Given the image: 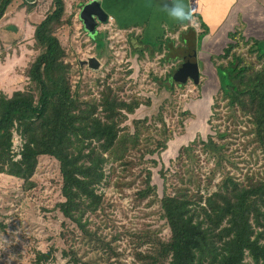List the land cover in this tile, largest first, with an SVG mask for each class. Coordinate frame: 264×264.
<instances>
[{
  "label": "rangeland",
  "instance_id": "1",
  "mask_svg": "<svg viewBox=\"0 0 264 264\" xmlns=\"http://www.w3.org/2000/svg\"><path fill=\"white\" fill-rule=\"evenodd\" d=\"M24 1L14 0L0 20V93L8 96L30 88L27 72L40 53L35 46L34 32L52 4V0H36L34 7L28 10ZM64 1L65 18L71 23L60 27L57 36L65 47L66 60L72 66L73 89L78 90L82 100L89 102L99 103L108 86L127 100L133 96L150 99L152 104L142 105L134 115H129L126 124L133 133L134 121L148 118V125L154 128L156 137L165 123L172 132V139L161 154L147 155L141 163L137 157L130 171L125 172L122 167L115 168L111 164L107 166V179L99 188L104 207L98 216L91 218L92 228H98V236L109 244L108 250L98 253L93 250L86 253L82 230L59 210L58 204L64 198L60 167L55 158L39 157L31 187L22 179L0 174V264H73L71 256H66L65 252L77 249L79 256L84 260L91 259L94 264H139L137 253L150 250L154 238H170L161 198L165 187L170 192L178 183L173 161L181 147L199 140L186 157L185 169H192L189 174L200 177V189L205 194L216 191L222 174L228 171L243 185L247 183V176L264 178V153L262 149L254 148L246 118L236 113L238 119L232 120L233 112L220 95L219 79L210 57L221 54L230 39L215 48L203 42L198 44L200 22L193 20L190 26L196 25L197 30H188L187 26L174 32L167 29L166 36L172 40L168 49L153 52L155 43L150 47L138 39L141 26L121 29L110 20L99 26L96 38L90 37L80 20V12L85 4L94 0ZM240 31L246 37L253 33ZM255 36L264 39V30ZM245 48L242 46L240 50ZM142 49L144 55L136 53ZM194 54L201 71L199 84L174 82L175 71ZM91 57L101 62L99 70L81 65ZM186 112L190 116H183ZM220 133L225 134L223 139L219 138ZM209 136H213L215 142L225 144L221 165L217 164L218 158L211 148L204 149L202 141L208 142ZM13 142L15 160H18L17 153L23 141L17 130ZM153 159L158 161L157 166L150 162ZM217 166L223 167L218 169ZM162 169L171 172L166 173V184L159 173ZM147 170L152 172L151 184L157 187V196L152 194L140 199L138 191L145 187L143 180ZM208 182L211 187L206 190L204 185ZM49 251H52V259L39 263L38 253ZM246 262L251 259L248 257Z\"/></svg>",
  "mask_w": 264,
  "mask_h": 264
},
{
  "label": "trees",
  "instance_id": "2",
  "mask_svg": "<svg viewBox=\"0 0 264 264\" xmlns=\"http://www.w3.org/2000/svg\"><path fill=\"white\" fill-rule=\"evenodd\" d=\"M13 1L0 0V20ZM35 2L25 0L24 4L31 10ZM65 16V1L52 0L46 17L34 32L40 53L27 72L30 88L15 91L12 96L0 93V174L22 179L31 187L39 157L55 158L60 167L64 198L58 204L59 210L82 230L86 253L89 250L98 253L108 250L109 244L98 236V228H92L91 218L98 216L104 207L99 188L107 179V166L130 171L137 157L141 163L147 155H159L166 150L172 132L164 123L160 135L155 137L148 118L135 120L131 132L126 124L129 115H134L142 105L150 106V99L133 96L127 100L110 86L103 90L99 103L81 99L78 90L73 89L72 66L57 36L60 27L71 23ZM194 16L200 20L201 32L197 36L200 43L209 35L210 28L198 14ZM181 27L179 24L167 31ZM141 28L138 39L150 47L155 43L153 52L168 49L172 40L166 36L167 31L151 42L145 36V27ZM228 38L230 42L223 52L210 57L219 79L220 95L233 112L232 120L237 118L236 113L246 118L254 148L264 153V39L247 38L240 30L229 33ZM242 46L246 48L240 50ZM136 53L142 56L145 50ZM160 119L163 121L161 113ZM16 130L23 141L18 160L13 152ZM224 137V133L219 134V138ZM198 142L195 139L179 150L173 161L178 169L174 174L178 183L170 192L165 187L161 198L170 238H154L150 250L137 253L139 264H264V178L247 176L243 185L228 171L222 174L216 191L203 193L200 177L189 174L192 169H185L186 157ZM202 143L204 149L211 148L216 153L217 164L221 165L225 144L215 142L213 136ZM150 162L158 165L155 159ZM167 172L170 171L159 172L165 184ZM151 181L152 172L147 170L145 187L138 191L140 199L157 196V187ZM210 187L209 182L204 185L206 190ZM78 252L77 249L65 255L71 256L73 264H94ZM52 257V251L39 252L38 262ZM248 257L251 262H246Z\"/></svg>",
  "mask_w": 264,
  "mask_h": 264
},
{
  "label": "crops",
  "instance_id": "3",
  "mask_svg": "<svg viewBox=\"0 0 264 264\" xmlns=\"http://www.w3.org/2000/svg\"><path fill=\"white\" fill-rule=\"evenodd\" d=\"M100 1L111 20H114L121 29L124 26L145 27V36L151 42L162 37L167 29L181 24L159 10L165 0ZM185 3L190 8L194 21L200 22L199 18L194 16L198 14L209 26L210 33L202 42L211 45L212 48L224 43L225 39H229L228 34L238 28L245 33L253 32L249 35L253 38H257L255 33L264 30V0H185ZM182 26H187L188 30H196L187 22ZM225 34L227 37H224ZM197 42L199 44L198 39Z\"/></svg>",
  "mask_w": 264,
  "mask_h": 264
},
{
  "label": "water",
  "instance_id": "4",
  "mask_svg": "<svg viewBox=\"0 0 264 264\" xmlns=\"http://www.w3.org/2000/svg\"><path fill=\"white\" fill-rule=\"evenodd\" d=\"M80 20L83 22L85 31L88 32L89 36L96 38L99 26L108 24L111 17L102 7L101 1L94 0L82 7ZM81 65H88L93 70H99L101 62L96 57H91L82 61ZM200 78L201 71L196 54L190 61L183 62L172 76V80L178 84H186L188 81L199 84Z\"/></svg>",
  "mask_w": 264,
  "mask_h": 264
},
{
  "label": "clouds",
  "instance_id": "5",
  "mask_svg": "<svg viewBox=\"0 0 264 264\" xmlns=\"http://www.w3.org/2000/svg\"><path fill=\"white\" fill-rule=\"evenodd\" d=\"M165 13L171 20L180 22L181 24L193 22V14L185 3V0H165L159 9Z\"/></svg>",
  "mask_w": 264,
  "mask_h": 264
},
{
  "label": "built area",
  "instance_id": "6",
  "mask_svg": "<svg viewBox=\"0 0 264 264\" xmlns=\"http://www.w3.org/2000/svg\"><path fill=\"white\" fill-rule=\"evenodd\" d=\"M193 27L196 28V25H195V26L193 25ZM196 30H197V29H196ZM198 31H199V29H198Z\"/></svg>",
  "mask_w": 264,
  "mask_h": 264
}]
</instances>
